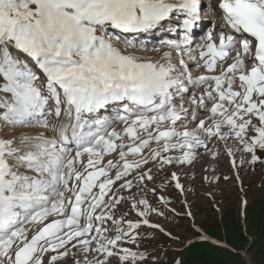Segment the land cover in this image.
<instances>
[{"label":"snow or ice","instance_id":"obj_1","mask_svg":"<svg viewBox=\"0 0 264 264\" xmlns=\"http://www.w3.org/2000/svg\"><path fill=\"white\" fill-rule=\"evenodd\" d=\"M218 7L228 31L207 32L198 58L185 52L206 73L186 77L203 89L191 98L189 116L170 99L182 87L175 65L141 62L113 41L132 47L118 34L154 31L179 13L191 34L200 0H0V121L44 128L49 116L57 121L54 138L0 139V264H45L49 253L47 264L78 253L83 259L73 264H140L143 253L125 245L138 247L141 224L156 227L147 217L157 209L132 192L154 179L144 171L149 161L160 169L190 165L199 149L215 157L210 143L233 140L257 162L264 152V0H220ZM125 104L117 132L100 114ZM198 111L205 118L188 127ZM113 153L118 159L104 161ZM171 180L183 191L176 172ZM123 204L142 221L126 219Z\"/></svg>","mask_w":264,"mask_h":264},{"label":"rangeland","instance_id":"obj_2","mask_svg":"<svg viewBox=\"0 0 264 264\" xmlns=\"http://www.w3.org/2000/svg\"><path fill=\"white\" fill-rule=\"evenodd\" d=\"M113 43L122 44L118 40ZM119 47L127 53L124 46ZM149 49L151 54L155 52ZM132 52L140 54L142 50L133 48ZM3 128L0 132L9 134L8 128ZM228 147L234 150V156L228 155ZM226 150L214 159L209 153L204 157L207 159L193 166L194 172L188 171L190 166L186 172L183 169V191L175 187L168 166L160 169L152 161L144 166V171H156L155 182L146 181L148 187L144 192L133 193L147 199L160 214L151 212L147 217L156 227L141 224L137 230L138 247L125 245L143 253L145 259L140 264H172L174 259L178 264H264V161L251 163L250 154L241 151L236 142L228 144ZM134 175L127 178L133 179ZM124 212L126 219L141 221L133 211ZM111 264L118 262L112 258Z\"/></svg>","mask_w":264,"mask_h":264},{"label":"bare ground","instance_id":"obj_3","mask_svg":"<svg viewBox=\"0 0 264 264\" xmlns=\"http://www.w3.org/2000/svg\"><path fill=\"white\" fill-rule=\"evenodd\" d=\"M200 2H201V3H203V2L206 3V0H200ZM177 15H178V14H177ZM205 18H208V17L205 15ZM121 34H122V33H119L118 35L122 37ZM125 37L131 39V40L133 41V45H134V46H132V47H125L123 43H122L121 45H120V44H119V45H115L120 51H123V52H122L123 54L136 56V57H138V58L141 60V62H151V63H153V62L156 60L158 64H164V65H167L169 62H170V63L174 62V60L170 61V54L168 53L169 51L165 49L166 45H165L164 41H163V42H160V41H162V40H157V41H155L154 39H152V40H151L152 43H148L147 41H144V39L141 40V39H138V38H133V37H131V36H125ZM119 46H124V48L127 49V53L124 52V51H126V50H123V49L120 48ZM129 48H131V49H129ZM133 48H137V49L142 50V53H140V54H138V53H136V52L133 53V52H132V49H133ZM149 48H153V49H155V52H154L153 54H151V52H150L151 49H149ZM166 53L168 54V57H167V58H165V54H166ZM174 58H176V57L174 56ZM180 107H181V106H180ZM180 107L177 106V108H180ZM192 107H193V105L191 104V98H189V100L186 101V103L184 104V107H183V108H185V109H189V113H188L189 116H190V114H191V109H192ZM199 113H201V112L199 111ZM197 121H199V120H196L195 123H196ZM178 123H179V122H178ZM195 123H194V124H191V123H190L191 127H194ZM2 125H4V127L6 126L7 128L9 127L8 125L3 124V121H2V122H0V129H1V130L4 129ZM118 127H119V131L117 130V132H122V130H123V128L125 127V125L122 123V124L118 125ZM16 128H17V126H16ZM8 131H9V134H5V133L2 134V132H0V139H12V140H15V141H19L20 138H21V137H24V136L35 137V136H39V135H41V134H44V135L49 136V137H51V138H54V136H55V134L52 133V131H51V130H48L47 128H45V129H39V128H32V127H31V128H25V129H23V128H19V129H17V130H15V129H12V130H11V128H8ZM1 134H2V135H1ZM212 144H213V143H210V144H209V148H211L214 152H218V151H220V150L223 149L221 143H215L214 145H212ZM199 150H201V149H199ZM199 150H198V152L200 153ZM147 152H148V151H146V153H144V154L147 155ZM219 154L223 155V154H224V150H222V153H218L217 156H218ZM207 155H208V153H204V154H201V153H200V154L196 157L195 160H198V159H204V157H206ZM116 159H118V157L114 158L113 160L115 161ZM129 159H131V158H129ZM232 160H233V159H232ZM186 166H188V165H181V166H179V167H181L182 172L178 173L177 175H181V174H183V173H184V170H183V169H184ZM146 171H147V170H146ZM170 171H171V170H170ZM192 171H193V170H190V172H192ZM155 172H156V171H152V174L155 175ZM185 172H186V171H185ZM196 172H197V171H196ZM204 172H205V171H204ZM168 173H169V172H168ZM170 173H171V172H170ZM199 173H200V172H199ZM203 174H204V173H203ZM111 175H112V174H111ZM127 179H130V178H127ZM133 182L135 183V180H133ZM154 182H155V180H153V183H154ZM174 182H175V181H174ZM185 183H186V182H185ZM196 183H197V182H195L194 186L196 185ZM183 185H184V184H183ZM117 186H118V185H117ZM147 187H148V184H147ZM138 190H140V189L134 187V188L132 189V192H136V191H138ZM183 190H184V189H183ZM122 193H123L124 195H126V196L128 195V193H127L126 191H124V190H122ZM129 203H130V202H129ZM128 209H129V204H126V205L123 207V210H124V211H128ZM133 213L136 214L135 211H133ZM29 235H31V233H30ZM48 255L50 256V255H52V253H49ZM79 258H80V257H79ZM79 258H78V260H79ZM82 259H83V258H82ZM94 259H95V258H94ZM80 260H81V259H80ZM90 260H91V259H90ZM44 262H45V261H44ZM60 263H61V262H60ZM45 264H47V261H46ZM58 264H59V263H58ZM63 264H65V262H64ZM67 264H73V260L69 261Z\"/></svg>","mask_w":264,"mask_h":264}]
</instances>
